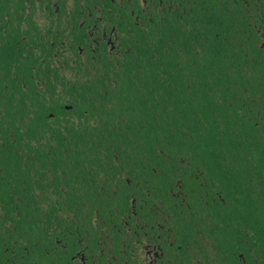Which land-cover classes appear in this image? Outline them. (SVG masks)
Listing matches in <instances>:
<instances>
[{
	"label": "flooded vegetation",
	"instance_id": "flooded-vegetation-1",
	"mask_svg": "<svg viewBox=\"0 0 264 264\" xmlns=\"http://www.w3.org/2000/svg\"><path fill=\"white\" fill-rule=\"evenodd\" d=\"M213 7L235 34L227 43V69L253 73L264 87V0H0V137L83 121L88 112L80 98L112 102L114 73L133 43L189 37L197 16ZM170 27L173 33H164ZM262 102L258 97L255 126L264 130ZM140 157L110 172L107 198L126 200L121 211L103 219L93 210L85 224L67 208L39 210L49 218L26 234L2 228L0 264H251L245 257V249L255 256L250 228L211 225L225 205L227 163L214 172L201 163L165 162L161 150ZM50 181L44 180L50 199L67 197V186ZM84 195L83 185L73 183L70 197ZM19 245L24 252L16 251Z\"/></svg>",
	"mask_w": 264,
	"mask_h": 264
},
{
	"label": "trees",
	"instance_id": "trees-1",
	"mask_svg": "<svg viewBox=\"0 0 264 264\" xmlns=\"http://www.w3.org/2000/svg\"><path fill=\"white\" fill-rule=\"evenodd\" d=\"M208 11L197 16L189 37H140L133 43L114 73L112 102L80 98L88 112L83 121H69L63 129L56 121L42 130L28 126L25 133L0 137V235L2 228L28 233L37 220L49 218L39 210L67 208L85 224L93 210L103 219L121 211L126 200L107 198L110 172L161 150L165 162L201 163L214 172L227 163L228 173L221 176L225 205L211 225L250 228L254 237L247 241L255 256L245 249V257L264 264V130L255 126L264 87L253 73L227 69V43L235 34L226 30L221 8ZM260 108L262 113L264 102ZM45 179L50 186L51 179L63 184L64 191L67 186V197L50 199ZM73 183L83 185V200L70 197ZM116 184L125 189L118 178ZM35 186L42 190L35 192ZM16 251L24 249L19 245Z\"/></svg>",
	"mask_w": 264,
	"mask_h": 264
}]
</instances>
